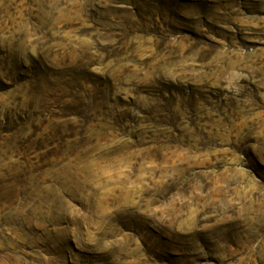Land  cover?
Wrapping results in <instances>:
<instances>
[{
  "label": "rangeland",
  "instance_id": "rangeland-1",
  "mask_svg": "<svg viewBox=\"0 0 264 264\" xmlns=\"http://www.w3.org/2000/svg\"><path fill=\"white\" fill-rule=\"evenodd\" d=\"M0 264H264V0H0Z\"/></svg>",
  "mask_w": 264,
  "mask_h": 264
},
{
  "label": "trees",
  "instance_id": "trees-1",
  "mask_svg": "<svg viewBox=\"0 0 264 264\" xmlns=\"http://www.w3.org/2000/svg\"><path fill=\"white\" fill-rule=\"evenodd\" d=\"M158 100V103L155 104L156 107L159 109V112H157L158 115L160 116H164V113H163V109H165L164 105L165 103H168V99H166L163 95L161 96V94H159V97L157 98ZM161 110V111H160Z\"/></svg>",
  "mask_w": 264,
  "mask_h": 264
}]
</instances>
